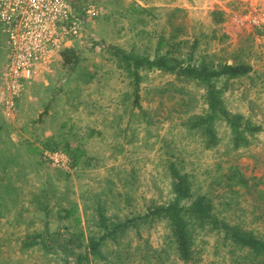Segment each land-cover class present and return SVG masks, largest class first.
Instances as JSON below:
<instances>
[{
	"label": "rangeland",
	"instance_id": "374dc122",
	"mask_svg": "<svg viewBox=\"0 0 264 264\" xmlns=\"http://www.w3.org/2000/svg\"><path fill=\"white\" fill-rule=\"evenodd\" d=\"M96 2L100 14L85 25L84 41L74 43L78 60L72 68H63L61 60L53 71L26 83L14 116L0 105V264H61L70 250H79L73 234L86 236L95 229L97 204L110 220L121 221L166 202L172 196L169 161L202 190L229 165L264 181V27H236L227 14L249 4L263 7L264 0ZM215 10L223 13L220 24L211 21ZM161 32L172 41L159 49ZM195 40V56L252 66L223 93L229 109L261 126L247 147L233 150L222 123L213 149L186 131L180 120L205 104L195 84L169 73L142 69L139 105L133 106L131 79L111 53L117 48L149 57L165 51L184 57ZM180 87L183 92L176 91ZM64 140L82 147L91 164L73 163L61 147L45 146ZM45 150L64 155L53 161L44 157ZM250 188H241L237 196L244 198L241 207L248 217L259 215L248 227L264 232V182ZM67 210L70 215L61 217ZM139 229L141 237L130 230L117 242L107 241L106 259L90 258L88 264H184L167 248L161 222L149 220ZM35 234L56 238L55 253L22 247L23 239ZM213 240L200 264H223L211 252ZM73 258L67 255L70 264Z\"/></svg>",
	"mask_w": 264,
	"mask_h": 264
},
{
	"label": "trees",
	"instance_id": "16d2710c",
	"mask_svg": "<svg viewBox=\"0 0 264 264\" xmlns=\"http://www.w3.org/2000/svg\"><path fill=\"white\" fill-rule=\"evenodd\" d=\"M211 21L222 23L223 13L212 11ZM223 36L227 37L225 34ZM167 41L171 42L172 36H165L164 32H161L157 37V47L160 49ZM197 42L195 40L192 43L184 57L174 56L171 51L149 57L117 48H113L111 53L115 56L118 67L131 79L133 106L139 105L142 69L169 73L182 82L195 84L205 104L201 112L188 114L180 120V125L186 131L196 135L205 149H213L220 142L217 124L222 123L227 128L228 143L233 150L247 147L254 141L261 126L241 112L229 109L223 93L231 81L248 76L252 66L242 61L229 63L215 60L209 54L195 56ZM61 55L63 68H72L78 60L75 51L70 48L63 50ZM181 88L176 91L183 92ZM45 146L54 149L61 147L73 163L83 159L81 162L84 165L91 164L84 149L79 145L73 147L67 140L50 141ZM175 163L169 161L167 166L172 196L166 202L152 205L145 213L121 221L110 220L102 205L97 204L95 229L86 236L82 232L73 234L76 242H73V245L79 244L77 252L70 250L67 254L74 257L73 263L88 264L90 258L106 259L103 245L107 241L117 242L119 237L126 235L130 230H133L137 237H141L139 224L150 220L161 222L165 229L167 248L184 264H200L202 251L209 245L210 238H214L211 252L223 264H264V232H256L248 227L249 221L257 223L259 215L248 217L241 207L244 198L237 196L241 188L256 189L264 181L245 177L237 166L229 165L225 172L210 177L207 188L202 190L203 187L200 186L195 188L189 174ZM70 212L67 210L61 217H68ZM260 216L263 217L264 214ZM45 239L42 234L25 237L22 247L39 246L47 253H55L52 241L57 239ZM67 255L62 257L61 264H70Z\"/></svg>",
	"mask_w": 264,
	"mask_h": 264
},
{
	"label": "built area",
	"instance_id": "2783aa9c",
	"mask_svg": "<svg viewBox=\"0 0 264 264\" xmlns=\"http://www.w3.org/2000/svg\"><path fill=\"white\" fill-rule=\"evenodd\" d=\"M249 4L229 12L236 27H264V6ZM96 0H0V105L14 116L26 83L53 71L62 51L86 38V24L100 14ZM64 154L45 150L57 161Z\"/></svg>",
	"mask_w": 264,
	"mask_h": 264
},
{
	"label": "crops",
	"instance_id": "0c3cea01",
	"mask_svg": "<svg viewBox=\"0 0 264 264\" xmlns=\"http://www.w3.org/2000/svg\"><path fill=\"white\" fill-rule=\"evenodd\" d=\"M1 46V48H2V45H0ZM2 52H3V54H4V49L2 48Z\"/></svg>",
	"mask_w": 264,
	"mask_h": 264
}]
</instances>
